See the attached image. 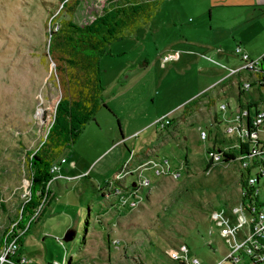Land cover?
<instances>
[{"label": "rangeland", "instance_id": "374dc122", "mask_svg": "<svg viewBox=\"0 0 264 264\" xmlns=\"http://www.w3.org/2000/svg\"><path fill=\"white\" fill-rule=\"evenodd\" d=\"M75 1H80L76 12L65 16L64 6ZM160 4L150 21L126 30L102 57L103 99L109 110L101 108L77 143L56 161L67 163L55 173L51 168L47 189L52 194L19 230L17 217L22 218L32 197L29 159L43 147L62 98L49 56L51 32L69 19L86 26L113 3L0 0V241L4 242L3 247L0 242V264H179L169 253L182 244L204 263L217 264L230 251L225 231L232 220L242 224L244 216L224 215L225 223L215 225L210 211L243 209L240 167L237 162L223 163L207 172L206 151L230 150L233 144L221 132L203 142L200 132L209 130L211 119L225 129L239 105L257 101L254 86L245 99L240 91L257 78L240 75L221 83L229 72L203 57L232 66L240 46L260 59L264 0H161ZM178 51L185 53L179 62L164 64ZM164 117L171 125L161 130L155 123ZM112 149L107 159L121 157L120 164L102 177L93 168ZM127 152H133L135 159L130 160ZM149 155L169 160L174 169L181 163L186 167L176 180L149 174L152 186L143 191L144 201L134 211H118L106 194H112L110 178L138 168ZM134 180L129 176L126 182ZM248 220L239 236L249 233ZM9 230L10 234L16 230L22 242L14 252L9 250ZM67 231L75 233L74 240L64 241ZM5 252L9 256L2 261Z\"/></svg>", "mask_w": 264, "mask_h": 264}, {"label": "built area", "instance_id": "2783aa9c", "mask_svg": "<svg viewBox=\"0 0 264 264\" xmlns=\"http://www.w3.org/2000/svg\"><path fill=\"white\" fill-rule=\"evenodd\" d=\"M184 54V52L178 51L169 55L164 59V64H176ZM235 55L236 64L232 66L209 56L203 58L229 72V75L220 81L221 83L230 78H239L240 75H254L257 82L245 83L240 91L241 98L245 99L250 88L254 86L257 101H248L244 105H239L235 118L223 130L222 123H219L218 128L211 119L209 130H201L200 139L207 142L211 140L212 134L216 137L217 132H221L224 138L229 137V143L233 144L230 146V150L211 148L206 151V158L208 163L221 164L228 162L225 154L233 155V160L229 161L237 162L241 172L244 198L242 207L248 218L251 217L248 220L249 233L239 236L238 230H241L243 225L227 228L226 235L229 234L227 243L231 246V253L220 264H264V61L263 56L260 59H253L240 46L236 48ZM247 79H251V77L249 76ZM192 101L187 102L184 107ZM168 118L158 119L155 125L160 126L161 130L166 129L171 125V120ZM132 156L133 154H131ZM65 163L67 160L62 159L59 164H54L53 172L59 171ZM185 167V163H181L180 167L174 169L169 160L159 161L157 157L150 156L138 168L121 170L119 174L116 173L110 182L114 185L113 195L111 191H108L107 197L113 200V207L115 206L118 211H134L139 202L144 201L143 191L152 186L149 174L156 177L172 176L176 180L181 177V171ZM129 176L135 177V180L127 183L126 180ZM124 181L126 183H123ZM235 213H241V209H236ZM223 216L221 212H214L212 219L217 225H222L225 223ZM16 249H18L17 238L12 240L9 246L10 251L14 252ZM5 251L7 250L5 249ZM188 252V247L182 245L178 249L172 250L170 257L179 264H206L198 257H190ZM8 256L9 253L5 252L2 261Z\"/></svg>", "mask_w": 264, "mask_h": 264}, {"label": "trees", "instance_id": "16d2710c", "mask_svg": "<svg viewBox=\"0 0 264 264\" xmlns=\"http://www.w3.org/2000/svg\"><path fill=\"white\" fill-rule=\"evenodd\" d=\"M160 1L110 0L112 7L104 10L103 15L96 17L90 24L79 26L69 19L52 30L49 56L56 66L62 98L43 147L29 159L32 197L23 208L22 218L17 217L16 229H24L40 203L49 198L47 194H52L47 185L53 178L51 168L56 161L77 143L86 125L95 121L101 108L109 110L103 99L102 57L108 54V48L114 42L120 41L126 30L133 29L143 20L150 21L160 7ZM79 4L80 1L72 5L66 3L63 14L73 16ZM118 125L124 138L119 121ZM225 157L228 161L233 160L232 154H225ZM210 168L208 164L206 171ZM52 200H48V206ZM11 231L6 236L8 241L17 238V231L10 234ZM108 241L111 246L112 240ZM17 243L22 242L17 240ZM1 245L3 247L4 242Z\"/></svg>", "mask_w": 264, "mask_h": 264}, {"label": "crops", "instance_id": "0c3cea01", "mask_svg": "<svg viewBox=\"0 0 264 264\" xmlns=\"http://www.w3.org/2000/svg\"><path fill=\"white\" fill-rule=\"evenodd\" d=\"M219 55V54H218ZM220 57H222V56H220ZM228 58V57H227ZM211 86H209L208 88H210ZM207 88V89H208ZM196 98V97H195ZM171 115H173V114H171ZM124 140H125V138H124ZM114 149H112L106 156H104L95 166H94V168H93V170H95L96 172H97V174H100V176H106V175H109L110 174V172L118 165V164H120V161H121V157H119V158H117V159H107V157H108V155L113 151ZM128 153V158L130 159V158H132V159H135L133 156L131 157V154H133V152H127ZM145 155V154H144ZM148 155V154H147ZM146 156V155H145ZM127 157V156H126ZM100 163V164H99ZM102 163V164H101ZM230 163H234V162H230L229 161V163H226V164H230ZM207 164H210L211 165V168L213 167V166H216V165H221V164H223V163H221V164H211V163H208L207 162ZM225 164V163H224ZM186 166V165H185ZM211 168L207 171V172H209L210 170H211ZM114 174H115V172L113 173V176H114ZM240 174H241V172H240ZM113 178L114 177H111L110 178V182L113 180ZM238 183H239V187H240V197H241V200H242V204H243V201H244V198H243V195H242V191H243V184H242V178H241V175H240V178H239V180H238ZM238 208H240V207H234V208H224V209H215V208H212L211 209V211H210V219H211V221L216 225V223H215V221H213V219H212V214L214 213V212H221V213H223V215H225L226 217H230V218H237L238 216H244V222L242 223V224H240V223H236V222H233V220H232V223H229L230 225H232V226H230V227H235V226H239V225H245V222H247V220H248V215H247V213H246V211L244 210V209H241V213H235V210L236 209H238ZM225 211V212H224ZM129 212H131V211H129ZM225 233H226V231H225ZM182 245H185V244H182ZM181 245V246H182ZM227 245L229 246V248H230V251L225 255V257H224V259L231 253V246H230V244H228L227 243ZM187 247H188V249H189V252H188V255L190 256V257H192V256H194L193 255V253H192V251H191V249H190V247L188 246V245H186ZM172 250H174V249H172ZM171 250V251H172ZM170 254H171V252L169 253V256H170ZM171 258V257H170ZM172 259V258H171ZM224 259H222L221 261H219L217 264H220V263H222L223 262V260ZM173 260V259H172ZM174 261V260H173Z\"/></svg>", "mask_w": 264, "mask_h": 264}, {"label": "water", "instance_id": "95a60500", "mask_svg": "<svg viewBox=\"0 0 264 264\" xmlns=\"http://www.w3.org/2000/svg\"><path fill=\"white\" fill-rule=\"evenodd\" d=\"M122 141H124V138H122ZM74 238H75V233L72 231H67L66 234L64 235L65 242H70L74 240Z\"/></svg>", "mask_w": 264, "mask_h": 264}, {"label": "flooded vegetation", "instance_id": "af4514ba", "mask_svg": "<svg viewBox=\"0 0 264 264\" xmlns=\"http://www.w3.org/2000/svg\"><path fill=\"white\" fill-rule=\"evenodd\" d=\"M170 127V126H169ZM131 153V152H130Z\"/></svg>", "mask_w": 264, "mask_h": 264}]
</instances>
